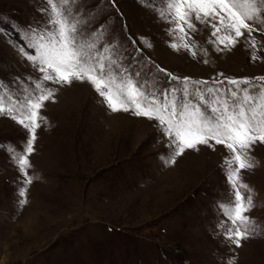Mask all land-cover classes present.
Listing matches in <instances>:
<instances>
[{"label": "rangeland", "instance_id": "374dc122", "mask_svg": "<svg viewBox=\"0 0 264 264\" xmlns=\"http://www.w3.org/2000/svg\"><path fill=\"white\" fill-rule=\"evenodd\" d=\"M44 6L0 0V80L13 91L40 75L13 43L24 46L20 30L45 24ZM163 6L164 0H78L76 9L86 35L104 30L102 43L116 45L129 72L157 88L180 87L185 77L220 87L214 81L264 76V34L253 33L252 60L246 37L231 51H217L210 25L197 23L189 39L194 59L169 46L174 38L156 11ZM46 86L56 92L41 110L46 121L28 157L34 180L23 207L12 150H23L26 133L0 117V264H264V144L253 147L255 166L241 172L254 193L248 215L261 231L236 247L220 228L218 204L229 195L222 145L188 149L167 164L168 141L155 121L111 112L86 82Z\"/></svg>", "mask_w": 264, "mask_h": 264}, {"label": "snow or ice", "instance_id": "6c2138e0", "mask_svg": "<svg viewBox=\"0 0 264 264\" xmlns=\"http://www.w3.org/2000/svg\"><path fill=\"white\" fill-rule=\"evenodd\" d=\"M77 3L78 0H44L40 10L46 14L45 24L20 30L25 44L13 43V47L40 74L32 84H21L13 91L0 80V117L21 126L27 137L22 151L12 150L21 174L19 205L27 203V185L34 180L28 173V157L34 151L37 129L46 121L41 110L55 97L56 89L46 85L51 82L63 87L86 82L111 112L155 121V127L168 141L167 164H174L188 149L198 151L202 145L213 150L222 145L226 149L224 171L229 195L218 204L224 217L220 228L225 239L240 247L242 240L261 231L248 215L255 206L254 193L242 181L241 172L255 166L253 147L264 144V76L214 81L220 87H208L207 81L185 77L180 87L157 88L148 80H138L140 72H129L121 63L116 45L102 43L104 30L85 34L86 21L78 14ZM141 3L148 4L150 0ZM156 11L169 25L168 35L174 38L169 46L173 50L184 49L196 58L195 44L189 39L199 23L210 25L214 37L210 42L217 51H231L240 38L246 37L245 43L252 49L250 59H258V41L253 33L264 34V0H164V6ZM141 41L145 42V38ZM145 46L151 44L145 42ZM203 54L206 56L207 51ZM156 71L171 81L179 80L159 66ZM225 84L229 87L223 88Z\"/></svg>", "mask_w": 264, "mask_h": 264}]
</instances>
